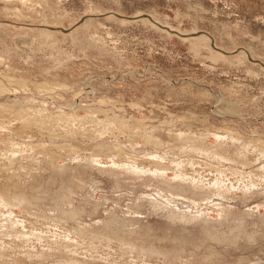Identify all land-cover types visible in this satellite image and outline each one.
<instances>
[{
	"label": "rangeland",
	"instance_id": "1",
	"mask_svg": "<svg viewBox=\"0 0 264 264\" xmlns=\"http://www.w3.org/2000/svg\"><path fill=\"white\" fill-rule=\"evenodd\" d=\"M0 201V264H264V0H0Z\"/></svg>",
	"mask_w": 264,
	"mask_h": 264
},
{
	"label": "bare ground",
	"instance_id": "2",
	"mask_svg": "<svg viewBox=\"0 0 264 264\" xmlns=\"http://www.w3.org/2000/svg\"><path fill=\"white\" fill-rule=\"evenodd\" d=\"M148 18H150L149 15H148ZM221 51H222V50H221ZM113 152H114V151H113ZM130 168H131V167H130ZM133 169H134V167H133ZM129 170H130V169H129ZM147 170H148V169H147ZM149 170H150V169H149ZM146 172H147V171H146ZM184 181H186V180H184ZM180 182H182V181H180ZM182 184H183V183H182ZM187 184H189V183H187ZM180 185H181V184H180ZM181 186H182V185H181ZM181 186H180V187H181ZM187 186H189V185H187ZM190 187H192V186L190 185ZM193 187H194V186H193ZM193 187H192V188H193ZM196 187H197V186H196ZM194 188H195V187H194ZM216 188H217V187H216ZM211 191H212V190H211ZM213 191L217 192L218 194H221V193H223L224 190L222 191L221 189H217V190L214 189ZM247 191H248V190H247ZM224 193H225V191H224ZM1 201L4 202V203H8L7 200H4V198L1 199ZM1 201H0V202H1ZM167 202H168V201H167ZM172 202H173V201H172ZM4 203H3V204H4ZM1 204H2V203H1ZM165 204H166V203H165ZM169 204H170V201H169ZM5 205H7V204H5ZM172 205H173V204H172ZM156 208H157V207H156ZM156 208H155V209H156ZM163 208H165V207H163ZM158 210H159V209H158ZM170 210H171V209H170ZM164 211H166V210H164ZM172 211H173V210H172ZM171 213H172V212H171ZM171 213H169V214H171ZM12 226H14V225H12ZM12 226H10V227H12ZM3 227H4V226H1V225H0V232H2V233L5 232V229H4ZM5 227H6V226H5ZM14 228H16V227H14ZM17 230H18V228H17ZM17 230H16V232H17ZM9 231H11V229H10ZM13 231H14V230H13ZM18 231H19V230H18ZM21 232H22V231H21ZM5 233H6V232H5ZM10 233H12V232H10ZM13 233H14V232H13ZM19 233H20V231H19ZM15 234H16V233H15ZM16 235H17V234H16ZM252 241H253V240H252Z\"/></svg>",
	"mask_w": 264,
	"mask_h": 264
},
{
	"label": "water",
	"instance_id": "3",
	"mask_svg": "<svg viewBox=\"0 0 264 264\" xmlns=\"http://www.w3.org/2000/svg\"><path fill=\"white\" fill-rule=\"evenodd\" d=\"M116 16H118V17H121V18H123L124 16H120V15H117V14H115ZM140 17H146V18H148V15L147 14H142L141 16H139V17H125V18H128V19H137V18H140ZM60 30H62V31H67V30H65V29H63V28H60ZM223 53H226V52H223Z\"/></svg>",
	"mask_w": 264,
	"mask_h": 264
}]
</instances>
